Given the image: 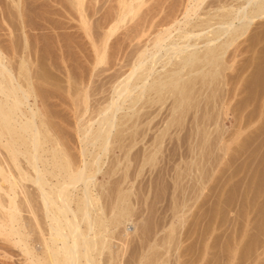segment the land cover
Returning <instances> with one entry per match:
<instances>
[{
  "label": "bare ground",
  "instance_id": "bare-ground-1",
  "mask_svg": "<svg viewBox=\"0 0 264 264\" xmlns=\"http://www.w3.org/2000/svg\"><path fill=\"white\" fill-rule=\"evenodd\" d=\"M106 1L112 0H0V238L9 243L8 246L10 245L19 251V255L22 256V260H19V262L21 261L20 264H96V255L99 257L104 248L107 251L110 248L108 247L110 245L108 242H111L108 239L109 230L107 235L105 230L108 228L106 227L111 225V228L109 227V229H112L110 230L111 236L114 230L119 228L118 226H121L129 216L127 208L122 207L123 209L117 211L115 209V212H113L116 213L115 215L109 213L113 216V218L110 216L113 219H110L112 220L111 224L106 225L103 223L104 216H106H103L105 211L102 212V209L100 211L102 207L99 208V205H97L99 212H95L97 217L96 215L92 216L94 213L91 215V210L98 203L96 200L98 195L93 194L94 188L97 187L94 176L95 173L100 171L98 167L100 158L108 151L111 138L118 135V132L119 134L121 131L123 133L124 122L128 120L130 123V119L137 115L138 109L141 110L142 107L139 108L138 103L140 105L145 103L156 104L160 100L168 102L169 99L172 100L173 98L172 101L169 100L172 102L171 105L169 104L170 111H172H169L172 114L169 115L170 120L175 117L182 120L177 116L183 115V112H181L182 108L185 110L183 103L187 106L192 98L198 96L199 90L195 86L199 89L204 86L203 91H200L201 94L203 93L204 98V95L211 90H209V85L213 82V78H217V74V79L223 76L221 73L226 68L224 66H221V68L219 65H222L226 60L227 56L225 57L224 54L229 51L228 47L231 48V45L240 36H246V33L247 35L250 34V27L257 18H264V0H114L115 3L109 4L108 8L106 7L107 9L104 6V9L102 4ZM55 16L59 19L53 18ZM62 19L72 21L71 23L73 21L77 22V25H75L78 29L75 30H78L77 34L80 32V37L89 46L88 50L91 49V58L81 54L82 59L79 57V59H76L74 56L71 57L72 54L70 57L69 55L66 57L64 52H61V49H65L71 44L69 40L71 41L76 34L72 31H69L71 34L68 31H59L64 28L68 29L69 26L67 27V25H71ZM129 23H132L129 26L130 29L127 26ZM263 31L264 29L260 30L261 35ZM255 34L260 35L259 31ZM79 35L75 36L76 40ZM258 35L253 39L257 38ZM250 37L249 39L252 38ZM82 38L80 39L82 40ZM81 40L80 42H82ZM257 40L255 42L258 44ZM77 41L80 43L79 40ZM253 41L251 45L254 46L249 47L254 49L257 45L252 44ZM54 42L61 43L59 45L60 49L57 47L58 45L56 47L55 44L53 45L61 53L56 54L58 55L56 57L53 54L52 57H49L46 48L48 43L53 44ZM249 42L248 44H250ZM78 43L75 44L76 49L83 52ZM73 45V48L76 47ZM110 48L117 49V54L115 53V55L112 52L114 55L109 56ZM223 56L225 57L224 61H222ZM70 63L71 66L72 63H77V65H74L76 67H80V63H85L92 69L103 65L127 67V70H124L125 72L121 70L123 74L119 75V79L117 76L114 78L117 81L115 80L116 82L111 86L109 95L103 102L104 104L101 105V102L98 106L96 105V109L92 112H95V115L89 116L88 114V117L86 116L87 118L84 119L83 116L87 115V112H91L90 108L92 106L88 108V105L85 104L88 98L86 97L87 93H85L86 96L83 95L85 97H82L86 101L84 99L80 100V102L85 101V103L83 102L85 106L83 105V110L78 115L75 114L77 115L75 120L77 123L74 124L75 132L77 131L76 133L79 134V137L77 136V138H80L78 141L80 140L83 144V147H80L81 152L79 151V157L82 158L80 157L81 160L77 164L74 160V164L70 163L71 160L69 161L67 153L61 152V148H59L61 144L58 145L57 141L58 136L57 139H51L56 138V136H53L54 133L51 134L54 132V129L52 130L54 126L50 127L52 130L50 133V128L47 127V124L50 125V121L48 122V119L44 121L40 113V108L45 105L42 104L43 102L38 104L41 99L38 96L40 94L35 95L38 91L34 94L37 82H40L42 75H44H38L41 66L42 68H46L47 65L57 67L59 64L60 67V64L68 66ZM226 63H223V65ZM34 66L35 68L40 66L39 69L36 68L38 71ZM67 66L65 69H68ZM218 66L221 68L220 71L225 68L224 71L220 72V75L216 69ZM31 67L37 73L31 74L33 72ZM184 70L185 72H183ZM69 72H66L65 75ZM35 74L40 76V79L37 82L35 81L36 83L33 81V79H38ZM65 77L66 81L71 84L69 77H72L69 74ZM75 80L73 83H75ZM216 82L218 85L217 80ZM217 85L214 86V91ZM233 85L232 87H234ZM205 86L209 88L207 89ZM204 88L206 89L204 90ZM81 89L83 90V87ZM211 92L210 95H213V90ZM201 94L199 96L202 97ZM215 94L217 95V93ZM224 94L226 95V93ZM218 96H220V93ZM200 98L198 100H201ZM223 98L225 99V96ZM195 99L194 101H196ZM207 99L210 98L203 100L206 101ZM224 99L219 101L223 106L226 102V100L224 102ZM163 103L160 102V104ZM193 106L195 107V105ZM157 107L159 108L158 105ZM147 108L149 107L147 106ZM123 109L127 110L126 113L123 112ZM143 111L139 112L143 113ZM176 112H178V115H176ZM174 113L176 114L174 115ZM176 118L173 119V124H175ZM169 123L171 121H166V124L171 127L173 124ZM164 128L167 130L168 127ZM195 133L197 134V132ZM80 141L79 143H81ZM199 146L201 147V145ZM89 147H92V149H94L93 147H99L98 150L95 148L99 152L95 151L94 153L90 151L91 148L88 149ZM87 154L91 157L90 160L83 159ZM31 186L32 188L35 187L36 189H34L38 192V196L34 195L38 197L39 201L36 202L39 203L37 205H40L39 209L42 211V213L40 211L42 216H39L47 220L46 229L44 230L41 227L43 231H40V236H42L40 241L42 242H37L39 245L41 244V251L37 250L39 245L36 247L32 244L33 242H29L30 235L26 231L25 224L27 217L22 214L26 211L27 216L32 214L30 218L36 220L34 207H37V205L33 200L31 201L33 195H30V193H34L33 190H31L33 192H29ZM20 196L22 198L19 200ZM121 198L125 199L124 197ZM32 202L35 203V206ZM72 204H75V208L72 207ZM94 211L96 210L94 209ZM96 218L98 219L96 220ZM82 224L85 225L82 226ZM126 235L124 236L126 237ZM2 251L4 252V249Z\"/></svg>",
  "mask_w": 264,
  "mask_h": 264
},
{
  "label": "rangeland",
  "instance_id": "rangeland-1",
  "mask_svg": "<svg viewBox=\"0 0 264 264\" xmlns=\"http://www.w3.org/2000/svg\"><path fill=\"white\" fill-rule=\"evenodd\" d=\"M101 2L99 3L100 5L103 3ZM112 2L115 3L114 0L104 2L102 4L103 8L104 6L108 8ZM53 18L59 19L57 16ZM63 21L69 22L65 19ZM71 22H69L71 25L66 24L67 27L69 26L68 29L64 28L65 30L59 31L76 33L73 37L74 39L80 32L77 34L78 30H75L78 29L76 26L77 22ZM131 24L127 25L128 28ZM263 27L264 18H257L250 27V34L247 35L246 33V36H240L239 40L237 39L234 41L235 43L233 42L235 46L232 44L231 48L230 46L228 47V54L225 53L224 56H227L226 60L229 63L226 60L224 61L225 57L223 56V63H227L223 65L221 62L222 65H219L226 68L221 70L224 71L225 69L221 73L223 75L222 78L217 79V74V78H213V82L209 85L210 88L206 87L207 85L205 86L207 89H211L210 92L213 90V95H210V92H207L208 94L204 92L207 96L205 94L203 98V93L201 94V92L204 86L202 89L195 86L199 92L197 96L196 91L194 96L196 95L198 98L195 96L196 99L195 97L192 98V101H189L190 103L187 101L189 103L186 102L187 106L183 103L185 108V110L181 109L183 115L177 116L180 119L182 118V120L174 116L176 113L178 115V112L173 115L177 119L175 120L176 122L174 121L175 124H173V119L175 118L170 120L169 115H172L170 113L172 112L170 111L172 102L170 101L173 98L172 100L168 98L170 100L168 102L160 100L156 104L145 103L146 105H140L138 103L139 108L140 106L142 107L140 108L141 110L136 106L138 109L137 115H134L131 118L132 120L130 119V123L128 120L124 122V129H122L123 126L120 127L123 133L122 131L120 134L118 132V135L111 138L108 151L103 156L101 155L98 166L100 171L95 173L94 176L97 193L94 188L93 194L95 196L98 195L96 199L98 203H94L96 206L93 204L95 206L93 208L96 211L92 209L91 215L94 213L92 215L94 216L96 215L95 212H99L97 210V205H99V208L102 207L100 211L101 209L102 212L105 211L103 216H106H104L103 223L106 225H109L108 223L113 220L111 214L115 212V209L117 211L118 209H123L122 207L127 208L129 216H127V220H122L121 226L119 225V228L115 229V233L113 232L111 236L110 230L112 229H109L111 225L106 227L108 228L105 230L106 233L109 230L108 239L111 242H108L110 244L108 247L110 248H108V251L104 248L99 257L96 255V264L98 262V264H264V31L262 35V31L260 32V30L264 29ZM258 31L260 35L255 34ZM257 35L258 40L257 38L253 39ZM78 38L77 40L80 42L82 37ZM73 39L69 40L71 44L67 46L70 49L66 47L61 49V52H64L66 57L67 55L70 57L72 54L71 57L82 59V54L83 56L86 55L87 58H91L90 54H92V51L90 52L91 49L88 50L89 46L84 42V39L82 38L81 45L76 38L74 39L75 42L73 41V45ZM251 40H254L252 44L255 43L257 45L254 49L252 48L254 45H251ZM256 40L258 44L255 42ZM76 41L83 52L76 49ZM248 41H250V44H248ZM83 42L85 45L82 48ZM50 44L52 43H48L47 46L50 49L47 50L46 48L47 56L50 55L49 57H52V54L55 57L58 56L61 52L57 51L55 47L58 45L57 47L59 48L61 43L54 42L52 45ZM72 45L76 47L73 48ZM112 52L117 54V49L110 48L109 56L114 55ZM74 65H77V63H72L73 67L71 63L68 66L66 65L68 69H65L66 66L64 65V67L61 64L60 67L58 64V66L56 65L57 67L52 66L53 68L51 65L50 67L47 65L46 68L41 66L40 69L38 68L40 66H36L40 73L34 66L38 71V75H44L40 79V76L35 74L38 79L35 75L34 77L37 80H34L33 77L32 79L34 82L40 79V82H37V86L34 84L38 88L37 90L35 87L36 90L34 89V91L36 92L34 94L38 91L35 94H40L38 96L41 97V99L38 97L40 99L38 104L43 102L42 104L45 105L44 109L40 108V113L44 121L47 119L48 122L50 121V125L47 124V127L49 126L48 129L54 126L53 128L51 127L54 132H52L51 128L49 130L50 133L52 132L51 134L54 133L53 136H56V138L53 137L51 139H57L58 136L57 141L58 145L61 144L59 147L61 152L67 153L69 161L71 160L70 163L74 164L75 161V164H77L82 158L79 155L81 152L80 147H83V144L80 140L81 143L78 141L80 138H77L79 134L76 133L77 131L75 132L77 123L75 120L78 113L83 110V102L85 103L86 101L82 97L87 95L86 106L94 108L91 107V112H87V115L83 116L86 119L88 114L89 116L95 115V112H92L101 102V105L104 104L103 102L107 99L111 86L117 81L114 78L117 76L119 79L121 74L127 70V67L103 65L104 67L99 66L96 67L97 69H92L85 63H80L81 66L78 64L80 67ZM219 66L216 69L220 75L222 67L219 68ZM36 70L32 68L31 71L33 72L31 74L37 73ZM66 72H69L68 74L72 77H69L71 84L65 79V76H68V74L65 75ZM215 79L218 81V85ZM74 80L78 88L73 83ZM215 84L217 87L214 91ZM74 88L76 90L80 88L82 91L79 89L77 91L80 93H78ZM85 93L87 94L85 95ZM199 93L202 97L199 96ZM219 93L221 97L218 96ZM224 96L225 99H223L226 102L223 106L219 101L223 100L222 97ZM199 98L201 100H198ZM206 98L210 99H207L208 101L203 100ZM82 99L85 101L80 102ZM160 102H164V105L160 104ZM190 104L195 105V107L193 105L190 106ZM38 106L40 107V105ZM186 108L188 109V114ZM124 111L126 113L127 110L123 109ZM139 111H143V113ZM199 111L205 118L200 115ZM185 114L186 116H184ZM135 116L138 117L136 118ZM140 116L142 117L140 118ZM206 117L207 120L209 119L208 122ZM138 118L140 122L142 121L141 123ZM202 118L204 119L202 120ZM214 119L216 120L214 121ZM166 121H171L173 125L171 127L168 126ZM164 127L170 128H167V131ZM195 132H197L198 136ZM112 133L115 134L114 132ZM115 139L117 140L114 141ZM90 148L92 149V147L88 149L90 150ZM93 148L90 151L94 153L99 149V147ZM95 148L98 149L96 150ZM86 158L87 160L91 159L88 154L83 159L86 160ZM31 188L32 186L29 187V192L31 190L34 191L32 194L30 193V195H33L31 201L33 200L37 205L38 202L36 201H39L38 192L35 187ZM20 198L22 197L20 196L19 200ZM35 203H33L34 206ZM74 205L72 204L73 208H75ZM39 206L34 207L36 220L35 218H33L34 220L30 218L32 214H28V217L26 211L22 208L23 206L21 207L25 211V213H22L23 216L27 217L25 224L26 231L30 235L29 242H33L32 244L36 245V247L39 245L37 242H42L40 241L42 240L40 239L42 237L40 236V231L42 228L45 230L47 226V220L41 217ZM119 206L121 208H118ZM84 225L82 224V226ZM36 226L39 227L37 228ZM105 231L104 235L106 236ZM0 240V264H20L21 261L19 262V260H22V256L19 255V251L10 245L8 246L9 243L3 239L0 238ZM38 247L40 248L38 249ZM38 247L37 250H40L41 244ZM1 249H4V252Z\"/></svg>",
  "mask_w": 264,
  "mask_h": 264
}]
</instances>
